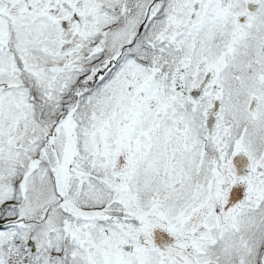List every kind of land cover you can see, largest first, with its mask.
<instances>
[{
    "label": "snow or ice",
    "instance_id": "6c2138e0",
    "mask_svg": "<svg viewBox=\"0 0 264 264\" xmlns=\"http://www.w3.org/2000/svg\"><path fill=\"white\" fill-rule=\"evenodd\" d=\"M0 264H264V0H0Z\"/></svg>",
    "mask_w": 264,
    "mask_h": 264
}]
</instances>
